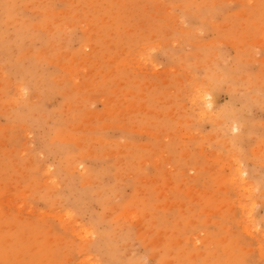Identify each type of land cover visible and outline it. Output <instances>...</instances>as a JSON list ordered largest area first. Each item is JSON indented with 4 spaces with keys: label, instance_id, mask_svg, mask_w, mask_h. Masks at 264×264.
I'll use <instances>...</instances> for the list:
<instances>
[{
    "label": "rangeland",
    "instance_id": "rangeland-1",
    "mask_svg": "<svg viewBox=\"0 0 264 264\" xmlns=\"http://www.w3.org/2000/svg\"><path fill=\"white\" fill-rule=\"evenodd\" d=\"M0 264H264V0H0Z\"/></svg>",
    "mask_w": 264,
    "mask_h": 264
},
{
    "label": "bare ground",
    "instance_id": "bare-ground-1",
    "mask_svg": "<svg viewBox=\"0 0 264 264\" xmlns=\"http://www.w3.org/2000/svg\"><path fill=\"white\" fill-rule=\"evenodd\" d=\"M200 100L202 101V102H204V104L206 105V106H209L210 105V103L208 102V101H206L205 100V98L203 97V98H201L200 97ZM212 102V101H211ZM201 104V103H200ZM210 108V107H209ZM203 109V108H202ZM241 172V171H240ZM237 174H239V173H237ZM239 176H240V179H242V174L240 173L239 174ZM244 177V176H243ZM245 189V188H244ZM245 192V191H244ZM248 192V191H247ZM250 227H252V226H250Z\"/></svg>",
    "mask_w": 264,
    "mask_h": 264
}]
</instances>
